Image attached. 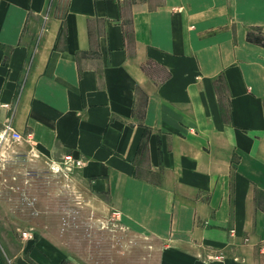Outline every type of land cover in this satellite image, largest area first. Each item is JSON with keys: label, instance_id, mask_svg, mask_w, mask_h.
I'll return each instance as SVG.
<instances>
[{"label": "crops", "instance_id": "1", "mask_svg": "<svg viewBox=\"0 0 264 264\" xmlns=\"http://www.w3.org/2000/svg\"><path fill=\"white\" fill-rule=\"evenodd\" d=\"M6 126L33 138L25 180L81 161L120 236L96 258L51 194L1 199L0 264H264V0H0Z\"/></svg>", "mask_w": 264, "mask_h": 264}, {"label": "rangeland", "instance_id": "2", "mask_svg": "<svg viewBox=\"0 0 264 264\" xmlns=\"http://www.w3.org/2000/svg\"><path fill=\"white\" fill-rule=\"evenodd\" d=\"M4 147L7 151L0 156V172L2 173L0 200L7 201L15 208L24 207L27 211L30 209H32L30 211H34V209L43 207L45 200L35 198V194L44 191L47 196L51 194L52 213L49 215L60 217L65 238L74 240L79 238L87 241L88 245L84 250L87 255L90 254L96 258L107 255L110 249L118 250L116 240L120 236L118 235L119 228L110 217L102 213L97 202L87 196L85 187L76 178L75 170L66 176H54L45 169L39 172L41 176L37 178L38 180H25L26 177L37 176L38 172V170L27 166L26 162L31 159L29 153L28 160L18 158L17 161V154L21 153L22 156H26V153L20 149L17 151L14 144L7 143ZM7 170L12 175L6 181L3 175H7ZM13 217L15 221L29 220V222L35 223H38L40 219H45L41 214L37 215L31 212L27 215L21 211L15 212ZM29 230L25 231L30 232ZM20 232V230L14 231L15 238L21 239Z\"/></svg>", "mask_w": 264, "mask_h": 264}, {"label": "built area", "instance_id": "3", "mask_svg": "<svg viewBox=\"0 0 264 264\" xmlns=\"http://www.w3.org/2000/svg\"><path fill=\"white\" fill-rule=\"evenodd\" d=\"M26 142L31 146L30 155L32 158L37 157L36 151H34V143L31 135H21L16 131H13L10 126H6L4 130L0 132V146L10 143V144H20ZM82 162L73 159L72 156L67 155L59 161L49 160L46 162V170L54 176H66L73 170L80 169L82 167ZM20 237L23 241H27L32 238V235L28 231H21Z\"/></svg>", "mask_w": 264, "mask_h": 264}]
</instances>
